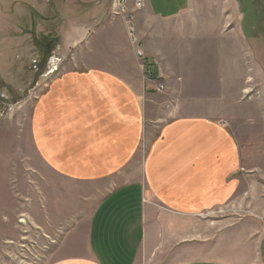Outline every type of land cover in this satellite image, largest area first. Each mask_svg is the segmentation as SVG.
I'll use <instances>...</instances> for the list:
<instances>
[{"label":"rangeland","instance_id":"1","mask_svg":"<svg viewBox=\"0 0 264 264\" xmlns=\"http://www.w3.org/2000/svg\"><path fill=\"white\" fill-rule=\"evenodd\" d=\"M198 1L179 27L150 21L133 0H0V264H37L70 232L87 227L91 205L84 198L95 188L61 179L45 166L35 151L32 117L37 97L71 52L69 35L74 29L94 33L95 25L107 23L103 39L127 41L145 65L159 71L169 64L175 79H184L185 86L150 80L153 92L172 101L171 119L219 120L240 147L232 200L182 217L166 215L150 228L136 264H264V0ZM164 6L163 15L175 11ZM167 33L181 37L160 42L157 35ZM148 116L159 126L166 119L158 108ZM72 216L81 217L75 223Z\"/></svg>","mask_w":264,"mask_h":264},{"label":"crops","instance_id":"2","mask_svg":"<svg viewBox=\"0 0 264 264\" xmlns=\"http://www.w3.org/2000/svg\"><path fill=\"white\" fill-rule=\"evenodd\" d=\"M176 1L145 0L139 12L159 25L181 27L183 13L197 3L185 0L179 7ZM167 4L175 11L163 15ZM94 28V33L74 29L69 35L71 52H66L60 74L37 97L31 130L45 166L61 179L95 188L84 198L91 205L89 221L86 230L70 232L37 264H136L150 228L166 215L182 217L189 209L219 206L236 194L240 147L228 125L213 118L171 119L172 101L153 92L150 80L156 86H185L184 79H175L169 64L159 71L145 65L146 58H137L127 41L103 39L108 23ZM157 37L168 44L181 35ZM157 55L162 58L161 52ZM152 108H158L159 118L166 117L160 126L150 122ZM80 217L72 216L75 223Z\"/></svg>","mask_w":264,"mask_h":264},{"label":"built area","instance_id":"3","mask_svg":"<svg viewBox=\"0 0 264 264\" xmlns=\"http://www.w3.org/2000/svg\"><path fill=\"white\" fill-rule=\"evenodd\" d=\"M134 1V5L138 8V9H142V7L144 6V1L145 0H133ZM120 7V13H124V10H126L125 9V6L124 5H121V6H119ZM138 51V50H137ZM138 56H141V53L140 52H138V54H137Z\"/></svg>","mask_w":264,"mask_h":264},{"label":"bare ground","instance_id":"4","mask_svg":"<svg viewBox=\"0 0 264 264\" xmlns=\"http://www.w3.org/2000/svg\"><path fill=\"white\" fill-rule=\"evenodd\" d=\"M144 6H145V1H144ZM144 6L142 8H144Z\"/></svg>","mask_w":264,"mask_h":264}]
</instances>
